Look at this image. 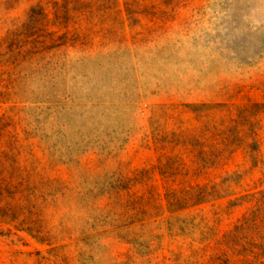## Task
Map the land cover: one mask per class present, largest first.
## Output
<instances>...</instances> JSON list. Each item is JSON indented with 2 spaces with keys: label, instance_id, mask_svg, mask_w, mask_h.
Returning a JSON list of instances; mask_svg holds the SVG:
<instances>
[{
  "label": "rangeland",
  "instance_id": "obj_1",
  "mask_svg": "<svg viewBox=\"0 0 264 264\" xmlns=\"http://www.w3.org/2000/svg\"><path fill=\"white\" fill-rule=\"evenodd\" d=\"M0 264H264V0H0Z\"/></svg>",
  "mask_w": 264,
  "mask_h": 264
},
{
  "label": "trees",
  "instance_id": "obj_2",
  "mask_svg": "<svg viewBox=\"0 0 264 264\" xmlns=\"http://www.w3.org/2000/svg\"><path fill=\"white\" fill-rule=\"evenodd\" d=\"M47 18L46 15L41 14L38 17L30 16L27 20L28 23H40L42 21H45ZM42 35H33V38L31 39V45L33 48H35L38 52H43L45 50H48L50 48H56L60 45H55L58 41H63L64 37H67L69 35V31L66 30L62 35L58 36L57 32H51L47 33L45 31L38 30ZM37 38V39H36ZM40 38H43L42 41H39ZM48 44H51L50 47H46Z\"/></svg>",
  "mask_w": 264,
  "mask_h": 264
}]
</instances>
